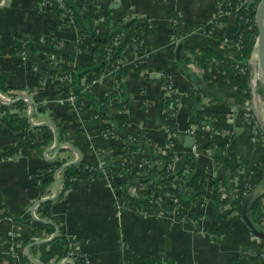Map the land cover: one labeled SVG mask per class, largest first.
Returning <instances> with one entry per match:
<instances>
[{
    "label": "crops",
    "instance_id": "0c3cea01",
    "mask_svg": "<svg viewBox=\"0 0 264 264\" xmlns=\"http://www.w3.org/2000/svg\"><path fill=\"white\" fill-rule=\"evenodd\" d=\"M217 1L100 0L99 18L94 21L101 31L109 33L117 21L148 19L153 25V30L141 37L143 49L129 45L118 69L116 64H109L92 79L95 96L115 95L121 101H128L125 110L129 119L127 132L134 137V144L144 145L145 137L156 143L167 140L160 122L165 123L159 117L165 105L163 78L189 95L194 104L191 111L185 107L177 112L178 119H175L181 128L186 127V118L192 117L190 114L196 115L200 124L211 119L210 123L217 125L213 120L216 118L200 114L196 111L199 109L226 112L227 118L222 123L230 122L234 128L232 136L219 132L212 141L221 148L220 145L230 139L231 145L235 143L236 146L232 154L237 156L240 166L224 169L223 161L217 156V175H214H223L220 181L229 196L226 203L232 210L223 212L219 204L209 201L189 208L199 220L196 224H172L165 218H144L130 210L118 218L104 179L77 178L64 190L62 177L67 168L82 163L95 164L101 156L92 145L99 146L107 141L93 135L92 121L64 102L71 88L69 82L59 76L39 80V64L26 51L25 56L16 52V39H27L25 48L29 45L49 67L52 66L47 59L50 52L46 50L50 47L66 55H60L62 64L73 69L91 64L98 66L104 57L91 49L76 48L74 43L80 42L81 28L58 25L53 13L35 7L36 0H0V75L7 76L9 85L22 87L20 95L26 94L36 102L30 114L20 109L15 100L5 102L6 111L0 112V153L14 150L23 134L9 123L13 114L27 118L29 126L25 133L33 143L41 145H23L0 161V264H75L65 255L54 256L48 261L44 259L41 245L57 235L64 237L66 234L76 237L80 248L89 256L88 264H127V252L155 259L161 256L165 260L162 264H235V259L262 264L259 252L264 248V238L256 235L243 218L245 200L239 198L232 179L236 170L242 168L250 184L249 215L254 224L264 230L261 217L257 218L252 211L255 199L264 195V144L252 141V131L238 110L249 99L230 84L217 58H203L205 49L227 58L236 56L234 49L222 46L220 40L227 35L234 37L247 27L238 25L231 17L210 32L193 31L197 24L208 22L217 10ZM108 9L109 23L106 22ZM172 19H177V33ZM135 29L138 28L134 27L133 31ZM173 33L180 37L174 39ZM122 110L114 106L110 112L120 115ZM42 126H46L53 137L49 139L48 130ZM177 142L185 147L186 135L182 133ZM206 148L207 144L202 142L195 159L201 166H210L215 173L213 153L208 154ZM107 151L104 159L107 163L113 162L117 155ZM221 156L229 157V154L224 152ZM45 173L49 176L45 177ZM128 179L127 176L121 178L125 182ZM50 200L54 202L52 212L60 219V225L52 231H36L32 221L48 222L42 217L41 205ZM33 211L41 217L34 216ZM261 211L264 214V196Z\"/></svg>",
    "mask_w": 264,
    "mask_h": 264
},
{
    "label": "built area",
    "instance_id": "2783aa9c",
    "mask_svg": "<svg viewBox=\"0 0 264 264\" xmlns=\"http://www.w3.org/2000/svg\"><path fill=\"white\" fill-rule=\"evenodd\" d=\"M72 1V2H71ZM79 0H42L38 4H35L36 8L38 10H50L52 11L54 9L55 4H57L60 8L63 10V16L70 19L71 21H74V14L72 10H70V5H74ZM69 2L70 5H69ZM254 0H246L242 1V4L237 3L236 0H218L216 5V12L212 15V17L208 20L207 24L212 25V28L222 26L224 23L222 19L224 17L229 18H237L236 14L239 11H246L248 15H252L256 10L252 8ZM258 4V3H257ZM91 5L96 6V8H100V0H92L91 3H84L82 5V9H87ZM254 10V11H253ZM173 29L175 33L179 31L178 29V22L177 19L171 20ZM151 23V22H149ZM152 24V23H151ZM247 27V25H245ZM252 25L249 27V29H253ZM205 31L204 27H194L193 31ZM206 32V31H205ZM173 33L174 39H178V34L176 35ZM137 35H140L139 33H136ZM243 35V33H242ZM244 36V35H243ZM243 36L240 37V39L236 40L234 37L229 36H223L220 40L222 46L231 47L234 49V51L237 53L241 52V42ZM121 38H116L114 42L111 43V45H116L120 42ZM135 40V39H134ZM136 41V40H135ZM257 45V43H256ZM136 48V47H135ZM22 56H25V53H21ZM20 55V56H21ZM47 59L49 63L56 67V66H63L61 61V56L57 55L54 52H50L47 54ZM236 56L229 58L231 60L236 61ZM227 58V57H226ZM237 62V67L240 69L241 72L250 71L251 73V86L256 90L258 86V81H261L264 84V76L260 69V62L259 57L257 54V46H255L252 54L249 58L245 59L244 62ZM122 61H118V63L115 65V68H119V65H121ZM241 63V65H240ZM243 64V65H242ZM59 78L63 81H70V77L68 75H61ZM44 81H47L46 78L43 79ZM165 89L164 92L167 95L177 94L176 102L169 107H163V109L159 112V115H167L169 117V121L164 122V131L166 133V141H163V143H156L153 142L152 139L149 137H145V146H153L154 150H148L144 148V145H139L140 147L137 148V150H134L131 152V156L128 158L126 154H129V150H126V147L130 144L128 139H130L131 142H133L134 137L129 136L127 139L123 138L121 134L119 133V130L115 127L114 123L109 120L105 119L102 120L101 116L97 113L94 114L91 118L92 121V133L93 135L100 137L104 140H109L114 145H117V148H109V153L112 150H117L119 154L114 158L112 164H117L122 167L121 172H115L111 165L107 163V161L104 159V155L108 153L107 150L92 145V149L98 152V154L101 156V159L97 161L95 164L87 165L90 166L91 169H98L101 170L104 173V180L106 182L107 187H109V190L112 192V199H113V206L116 211V215L118 218L123 215V212L126 210L134 211L138 213L139 215L143 216L144 218H157L162 219L165 218L167 221L172 222V224H196L199 222L197 218H195L189 211V208L193 205L202 206L205 202H211L214 199L217 200L219 207L221 211H231V207H229L228 203H226V199L228 197L226 191L224 190L223 184L220 181L218 185L214 186L212 183L208 184L207 195H200L193 199V195L195 194V190L191 187L184 186L185 182H187L191 175L193 168L187 166L183 168L180 172L178 170L181 169V156H183L185 153L187 155L192 156L193 158H196L198 155V150L200 149V144L203 142L205 144H208L209 141H213L215 137L219 134V132H224L228 136L233 135V127L230 125V122L227 123H219L216 119H213L217 125L211 124V119H205L203 124L192 122L189 117L186 118V127H180L179 123H177L176 119H178V116L176 117V114L179 110L185 109L186 104L185 100L189 96L184 92L178 91L176 85H172L169 82L164 83ZM93 88V81H89L86 83L85 91L92 92ZM70 92L65 97L64 102H67L69 105L72 106L74 111H76L78 114L84 115V107L88 106V104L81 100L79 101L78 96L73 93L72 89L70 88ZM163 92V93H164ZM1 95V94H0ZM18 97H26L29 98L28 95L18 94ZM1 97V96H0ZM16 96H9L7 99L2 98V100L6 101H12L17 99ZM259 98V96H255L253 100H247L244 105L238 108V110L242 113L244 120L246 124L250 127L253 138V142H263L264 144V121L259 115V113L254 109V103L256 99ZM112 100V98H111ZM164 101V98H163ZM110 105H112V102H110ZM122 112H126L125 110H122ZM176 117V119H175ZM204 119V118H203ZM201 119V120H203ZM171 121V122H170ZM104 128L100 131H98L99 124H102ZM108 124V126H107ZM221 124V125H219ZM184 134L186 136H192L194 141L193 144L188 147L185 146L181 142H177L179 136L181 134ZM202 135H201V134ZM225 144L226 150L224 151L222 148H219L218 144L213 145V147H208L205 149V151L208 154H211L213 152V149H221L223 154L227 155L230 151L231 146V140L227 139L223 142ZM222 143V144H223ZM264 148V145H263ZM121 151H125L124 155L121 154ZM150 154L155 155V158H148ZM173 154L172 159L168 164H166L163 167V162L159 157H163L165 155ZM205 169V172L210 176L214 177L215 173L214 170L210 166H203ZM164 171H161V170ZM128 173L133 174V180L137 179L140 182L135 183V185L130 186L127 188L126 195L123 194V186L125 183V180H121V178H125ZM236 176L232 179L233 184L235 187H238L239 180L241 177V174L243 173V169L240 168L236 170ZM241 173V174H240ZM165 175L172 176L173 182L166 186L164 185L162 179L165 177ZM156 176L159 180L158 182L154 183V191L150 194H147V188L144 186L141 182L143 179H148V177ZM64 176L62 177L64 185ZM166 188H169L171 191H165ZM152 190V189H151ZM250 190V184L247 181L244 185V190L241 193L243 197H247ZM236 191H238L236 189ZM179 193H184L187 195V198L190 199L189 204L185 207L182 199L179 197ZM125 196H128L126 198ZM238 196H240L238 194ZM145 199L146 204L142 206H137L132 204L131 199ZM214 198V199H213ZM34 216H37V218H40L41 216L37 214L35 211H33ZM261 222L264 224V216L261 217ZM201 232H206L203 230H200ZM206 234V233H204ZM211 235V234H208ZM67 243L69 246L68 254L65 255L67 259H82L84 261V264H88L90 262L89 256L80 250L79 243L71 234H66ZM260 258H264V248L259 252Z\"/></svg>",
    "mask_w": 264,
    "mask_h": 264
},
{
    "label": "trees",
    "instance_id": "16d2710c",
    "mask_svg": "<svg viewBox=\"0 0 264 264\" xmlns=\"http://www.w3.org/2000/svg\"><path fill=\"white\" fill-rule=\"evenodd\" d=\"M40 1L42 0H36V4H38ZM87 4L91 3L90 0H84ZM237 3L242 4V0H236ZM260 0H254L253 4H252V8L254 10H256L257 8V3ZM72 2V1H71ZM69 2V5L70 3ZM72 7V12L74 14V21H71L70 19L66 18L63 16V10L62 8H60L57 4H55L54 6V15L57 17L58 20V25L61 26H65V25H76L77 27L81 28V33L83 36V40L80 44H78V42H75L74 44L76 46H80L81 48H83L84 50H93L94 52L103 55L104 57V61L95 67H92L93 64L89 65V66H85V67H81L79 69H73L71 67H65V66H56L55 69L51 68L54 66H50L48 68H44L41 67L40 65L38 66V77L39 80L43 81L44 78H49V79H53L56 78L57 76H61L63 75H68L70 77V81L69 84L71 86V89L73 91L74 94H76L78 96V100L81 101H85L88 106L84 107V115L88 120H91V118L93 117L94 114H99L101 116L102 120L105 119H109L111 120L115 127L119 130V133L121 134V136L123 138H128L129 136H131L128 132H127V127L129 125V119L128 116L126 114V112H123L120 115H115L112 112H110L111 108L114 106H118L120 109L126 110L127 107V100L121 101L120 99L116 98L115 95H108V96H102V97H97L94 94H92V92H87L85 91V86L86 83L91 81L93 79V77L101 74V72L109 65V64H117L118 60L124 58V51L127 50L129 45H132L137 48H141V43L140 41H135L134 40V27H135V21L133 22H125V21H117L115 23H113V30L112 32H104V31H98L96 29V25L94 24V21L99 18V10L98 8H96V6L91 5L89 8L87 9H80L78 7L72 6V4L70 5ZM253 10V11H254ZM256 12V11H255ZM255 12L250 16L248 15V13L246 11H239L236 14V22L238 23V25L243 24L244 26L247 25V29L244 32H238V34H236L234 36V38L236 40L240 39L241 36H243L244 38H242V40H240L241 42V52L236 54V61L239 62H244L245 59L249 58L250 55L252 54L256 43H257V37H258V31L256 28V24H255ZM109 9L106 13V22L109 23ZM230 18L229 17H224L222 19L223 22L228 21ZM147 21H149L147 19ZM253 26V29H249V27ZM197 27H204V30L206 32H210L211 30H213L212 25H208L206 24H197ZM136 28H138V30L141 29L140 25L137 24ZM192 29V28H191ZM122 33H126V36L122 37V41L121 44L114 48V49H108L105 46H107L108 44H110V42L112 40H114L116 37H118V35L122 34ZM243 33V35H242ZM24 39V40H23ZM27 39L22 38V37H17L16 39V45H17V49L16 52L21 55V53H25V44ZM94 46V47H93ZM94 49H93V48ZM110 48V45H109ZM131 48V47H130ZM133 49V47H132ZM45 50V49H44ZM46 51L49 52H55L59 55H62L63 57H66V55L62 54V52L57 51V50H49L47 49ZM204 57H213V58H217L220 64L221 69L226 73L229 82L232 86H234L238 93L241 94L245 99H249V100H253L254 97L257 96H263L264 97V84L261 81H258V86L256 88V90L251 86V73L250 71H246V72H241L240 69L237 67V62L234 60H231L229 58L224 57L221 54H218L212 50L209 49H205L204 51ZM31 57V56H30ZM36 62V61H35ZM241 65V63H240ZM243 65V64H242ZM86 68V69H85ZM94 72V73H93ZM121 73V69L119 71V74ZM162 81L165 83L166 79H162ZM21 90H23L22 87H14L11 86L7 83V76L6 75H0V93H7L11 96H16L18 97L19 92H21ZM164 98V104L165 107H169L170 105L174 104L176 102V98H177V94H172V95H167V94H163L162 95ZM112 98V100H111ZM110 102H112V105H110ZM14 103L19 106L20 109H24L25 107V101L22 97H18V99H16L14 101ZM185 104L187 106L188 109L193 108L194 104L192 102V100H190V97L188 96L185 100ZM6 105H3L2 100L0 99V112H4L6 111ZM198 111L200 114H206L209 118H216L218 120L224 121L227 118V114L224 111H215V110H196ZM202 114V115H203ZM192 117L191 121L199 123L197 120V118L195 117L196 115L194 114H190ZM159 117H161L163 119L164 122H168L169 121V117H167V115H162ZM5 118H7V116H5ZM9 123L11 125H14V127L20 131L21 133H23L21 135V139L17 145V147L10 151V152H6V153H0V161L5 158L8 155H12L13 153L17 152L18 149L20 147H22L23 145H29L30 147H40L41 145L37 144V143H33L32 140L30 139V137L25 133V131L27 130V127L29 126V122L27 121L26 117H21V116H17L16 114L10 115V119H9ZM105 125L99 124L98 126V131L102 130L104 128ZM108 126V124H107ZM43 129H47L46 126H42ZM48 130V129H47ZM49 135V139L51 137H53L51 135V132L48 130ZM99 139V138H98ZM100 140V139H99ZM104 140V139H103ZM107 141V140H104ZM129 141V145L128 147H126V150H129V154H126V156L129 158L131 156V152L134 150H137L138 147H140L139 145L134 144L133 142L130 141V139H128ZM214 143L212 141H209V143L207 144V147H213ZM221 148L225 151L226 147L225 144H221L220 145ZM99 147L101 148H105L106 150H108L109 148H117V145L111 143V141H107L106 143L104 142V144L99 145ZM144 148L148 149L149 151L154 150L153 146H143ZM233 149H236L235 143H232V145L230 146V153H229V157H224V156H219V161H223L224 163V169H227V167H229V169L231 167H233V165L236 166H240L239 160L237 159V156L232 154ZM114 151L115 155H118L119 152L117 150H112ZM125 151H121V154L124 155ZM173 154H169V155H165L163 157H159L157 156V158H160L163 162V167L168 164V162L171 161ZM156 156L153 154H150V156H148V158H155ZM112 169L115 172H121L122 167L117 165V164H112V162H108ZM61 164H59L60 166ZM181 169L178 170L179 172L189 166L191 168H193L192 171V175L190 177V179L185 182L184 186L187 187H191L195 190V194L193 195V199H195L196 197L200 196V195H207L208 194V190H207V186L208 184L212 183L214 186L218 185L220 182V178L223 177V175L220 176V174L217 177H210L206 172L205 169L203 168V166H201L197 160L195 158H193L190 155L187 156H181ZM58 167V166H57ZM222 167V166H221ZM228 170V169H227ZM161 171H164L163 169ZM45 177L49 176V173H45L44 174ZM64 180H65V189L66 190L68 187L71 186V184L74 182L75 179L77 178H83V179H103L104 178V173L101 170L98 169H91L90 166H87L86 164H81L78 166H70L67 168V171H65V175H64ZM128 180L127 182L124 183L123 186V194L126 195V191L127 188H129L130 186L135 185V183L133 182V174H129L128 173ZM224 178V177H223ZM173 177L172 176H167L165 175V177L162 179L164 185L169 186L172 182H173ZM227 179L228 181V177L227 175H225V180ZM229 181H230V177H229ZM248 180L245 178V176L243 174H241L240 180H239V184L238 187H236V189L238 190L237 193L240 195L239 198L241 200H245L246 197H243L241 195V193L244 190V185L246 184ZM142 184L144 186H146L147 188H149L147 190V194H150L154 191V183L158 182L159 180L157 179L156 176L153 177H148V179H143L141 180ZM152 189V190H151ZM165 191H171L169 188H166ZM179 197L182 199L185 207L189 204L190 199L187 198V195L184 193H179ZM264 196V195H263ZM260 196L258 198L255 199V201L253 202V206H252V211L254 216H256L257 218L259 217H263L264 214L261 211V202H262V197ZM126 198H128V196H125ZM229 197V196H228ZM228 197L226 199V201L228 200ZM214 199V198H213ZM132 204L137 205V206H142L144 204H146L145 199L140 198V199H131ZM53 200H50L48 202H45L43 205H41V212H42V217L45 220H48V222L43 221V220H37V219H33L32 224L35 228V230H42V229H50V231L55 230L56 228L59 227V223H60V219L56 216L53 215L52 212V205H53ZM211 203L213 205H218V202L216 199H214L213 201H211ZM254 247V243H252V245ZM41 248L44 252V259L45 261L50 260L52 257L54 256H64L66 254H68L69 251V246L67 243V239L66 236H60L57 235V237H55L53 240H51L48 243H44L41 245ZM125 261L127 264H151L152 262L154 263H164V258L160 256V259H155V258H149V257H145V256H140L137 255L135 253L132 252H127L125 253ZM235 264H249V262L245 259H235L234 260ZM75 264H84V261L82 259H76L75 260ZM262 264H264V258H262Z\"/></svg>",
    "mask_w": 264,
    "mask_h": 264
},
{
    "label": "water",
    "instance_id": "95a60500",
    "mask_svg": "<svg viewBox=\"0 0 264 264\" xmlns=\"http://www.w3.org/2000/svg\"><path fill=\"white\" fill-rule=\"evenodd\" d=\"M255 24H256V28L258 31V37H257V54L259 57V64H260V69L263 73L264 76V0H260L257 4V8H256V12H255ZM43 47V46H42ZM46 48V47H44ZM53 50L52 47L48 48ZM26 53L28 54V56L33 57L37 63L44 68H48V64L46 62H43L40 57L36 54L33 53V51H31L29 45L26 46L25 48ZM53 69H55V67H51ZM158 76H161L160 73L157 74ZM13 102V101H12ZM31 107L34 108V103L32 102ZM58 137V136H57ZM56 137V138H57ZM193 137L192 136H186V146L190 147L193 144ZM56 142L58 143V139L56 140ZM213 156H214V169H215V175H217V163H216V157L217 156H221L223 153L220 149H213ZM184 156H187V153L184 154ZM251 200V197H247L245 199L244 205H243V209H242V215L243 218L245 219L246 223L249 225V227L252 229V231L260 236L264 238V230L259 229L253 222V220L251 219L250 215H249V201Z\"/></svg>",
    "mask_w": 264,
    "mask_h": 264
},
{
    "label": "rangeland",
    "instance_id": "374dc122",
    "mask_svg": "<svg viewBox=\"0 0 264 264\" xmlns=\"http://www.w3.org/2000/svg\"><path fill=\"white\" fill-rule=\"evenodd\" d=\"M90 1H92V0H90ZM242 1H246V0H242ZM85 3V1L84 0H79V1H77L74 5H72V6H75V7H78V8H80V9H82V5ZM36 4V3H35ZM36 7V6H35ZM70 8V10H72V7L70 6L69 7ZM99 10V12H100V8L98 9ZM47 11L48 12H51V13H53L54 14V9L52 10V11H50V10H48L47 9ZM98 19V18H97ZM96 19V20H97ZM95 20V21H96ZM137 24L138 25H140V27H141V29L140 30H134V39L136 40V41H140V43L142 42L143 43V39L141 38L142 36H144L143 34H145V32H150L151 30H153V25L151 24V23H149V21H147V19L145 20H143V19H140L139 21H136L135 22V27L137 26ZM96 25V29L98 30V31H100V28L97 26V24H95ZM136 33H139L140 35H137ZM227 36H229V35H227ZM230 37V36H229ZM116 38H121V40H120V42L118 43V44H116V45H111V43L112 42H114V40L116 39ZM114 40H112L111 42H110V44H108L107 46H105L106 48H108V49H114V48H116V47H118L120 44H121V41H122V36H121V34L120 35H118V37H116ZM44 39H46V37H44ZM82 40H83V36L81 35V37H80V39H79V41L80 42H78V44H80L81 42H82ZM109 45H110V48H109ZM75 47L76 48H81L80 46H76L75 45ZM144 48V45H142L141 46V48L139 49V50H141V49H143ZM82 50H84L83 48H81ZM55 53V52H54ZM57 54V53H56ZM57 55H59V54H57ZM118 61H120V60H118ZM65 82H68V81H65ZM70 90V89H69ZM70 92V91H69ZM164 93H166V92H164ZM163 93V94H164ZM1 94V93H0ZM1 97H0V99L2 100V98H4V99H7L4 95H0ZM22 98L24 99V101H25V107H24V111H26L28 114H30V112L31 111H33V108L31 107V104H32V102H33V99H32V97H30L29 96V98L28 97H26V99L22 96ZM18 99V98H17ZM16 100V99H15ZM5 102H6V100H2V103H3V105H6L5 104ZM34 103V107H35V103L36 102H33ZM149 108V107H148ZM147 108V109H148ZM71 109H72V106H71ZM254 109L259 113V115L261 116V118L263 119V121H264V97L263 96H260L259 98H257L256 99V101H255V103H254ZM25 112V113H26ZM78 114V113H77ZM80 115V114H79ZM85 116V115H84ZM160 124H161V127L164 129V124L163 123H161L160 122ZM234 129V128H233ZM107 186V185H106ZM111 195H112V192H111ZM78 241V240H77ZM80 250L81 251H83L81 248H80ZM87 254V253H86ZM88 255V254H87Z\"/></svg>",
    "mask_w": 264,
    "mask_h": 264
}]
</instances>
